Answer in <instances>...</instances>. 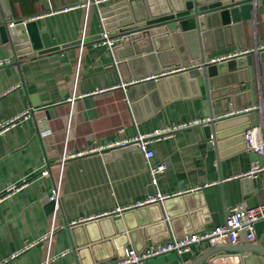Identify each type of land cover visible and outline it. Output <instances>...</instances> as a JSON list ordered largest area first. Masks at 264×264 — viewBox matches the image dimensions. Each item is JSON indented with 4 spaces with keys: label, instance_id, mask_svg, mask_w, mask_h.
I'll list each match as a JSON object with an SVG mask.
<instances>
[{
    "label": "crops",
    "instance_id": "obj_1",
    "mask_svg": "<svg viewBox=\"0 0 264 264\" xmlns=\"http://www.w3.org/2000/svg\"><path fill=\"white\" fill-rule=\"evenodd\" d=\"M114 1L93 3L86 8V0H9V18L0 1V26L6 20H35L44 46H59L78 40L83 32L86 37L108 33L103 30L98 8ZM172 30L174 34L157 35L156 40L148 37L125 43L119 50L126 58L125 65L119 67L111 50L120 40L113 46L101 39L45 54L35 51L32 57L17 60L11 41L4 38L0 29V60L8 61L0 66V193L26 180L24 186L0 201L1 264H100L124 247L137 245L144 249L176 235L189 234H185L188 230L212 229L223 224L237 204H264V170L242 175L254 161L264 166L263 154L245 147L208 163L205 124L193 123L209 118L204 113L203 96L185 95L146 115L171 90L130 101L127 86L119 85L192 66L191 48H197L194 35L180 27ZM207 44V62L241 50H250L247 54L253 57L247 72H238L237 78L243 80L232 85L235 90L230 102L224 98L232 91L230 87L226 92L218 90L216 97H223L214 107L217 111L213 116L253 109L248 120L236 124H263L264 61L258 59V50L264 48V0L254 2L250 19L217 30L209 35ZM182 88L188 87L182 83ZM97 89L104 90L95 93ZM193 89L196 91L195 85ZM73 92L80 96L71 103L68 98ZM143 98L146 99L139 103ZM227 105L230 109L222 111ZM26 110H31L27 117L1 127ZM154 130L166 133L150 142L154 155L149 160L133 147L68 158L62 173L58 211L53 217L44 198L56 186L65 150L77 152ZM162 161L168 167L158 174L156 185L152 184L147 166ZM44 168L49 169L47 175L41 174ZM155 192L175 194L167 204L171 213H167V218L173 222L166 236L157 237L163 229L150 223L147 211L137 212L138 207L130 208L135 209L130 212V226L141 225L132 238L129 231L121 234L113 224L122 213L100 216L136 204ZM89 215L99 216L79 222ZM256 227L254 242L241 232L237 243L217 245L264 250V222ZM154 236L158 239L154 240ZM212 246L201 241L191 251L167 252L142 264H211L209 258L203 257ZM77 250H81L82 262ZM246 254L264 260V253L259 251L226 250L215 264H238L235 259Z\"/></svg>",
    "mask_w": 264,
    "mask_h": 264
},
{
    "label": "water",
    "instance_id": "obj_2",
    "mask_svg": "<svg viewBox=\"0 0 264 264\" xmlns=\"http://www.w3.org/2000/svg\"><path fill=\"white\" fill-rule=\"evenodd\" d=\"M0 1L9 18L11 16L9 0ZM256 1L257 0H116L98 8L103 30L105 29L108 31L110 38L117 37L120 40L111 50L119 67L125 65L126 58L119 54L120 48L124 46L125 43L140 41L148 37H154L153 39L156 40L157 38L155 36L157 35L170 36L175 33V31L172 30L173 27H180L183 32L192 33L194 35L197 48H191L190 63H193L192 66L160 75L157 79L151 78L128 84L126 96L128 100L132 101L142 96H147V98L149 96L152 97L153 93H158V95H160L163 93L164 89H170L171 93L169 96L163 97L159 105L154 104L152 110L147 111L146 115H150L149 113H153L163 104L173 99L184 97L185 95L203 96V105L206 107L204 113L210 118L207 123H204L206 136L209 140L207 152V161L209 164L213 163L217 158H224L229 153L247 147L245 134L246 131L252 127V124L250 121H244V124H236V122L248 120L249 115L253 112V109H250L241 112H233L232 114H226L218 118L213 116L217 111L214 107L221 102V95L216 97L218 90L223 89L226 92L230 87L232 90L229 93L230 95L226 94L224 96L225 100L230 102L231 94L235 90L232 85L236 82L239 84L238 82L243 80L237 78L238 72H247V67L252 64L253 57L252 54H247L219 62H207L206 59L209 57L210 51L209 45L207 44L209 35L216 34L217 30L229 28L232 24L237 26L242 21L250 19L252 17V8ZM0 29L4 38L11 41L17 60L32 57L35 51H37L38 54H45L65 49L72 45H80L82 42L85 44L91 41L105 39L104 31H102L100 34L86 37L83 40L79 38L73 42L46 48L40 36V28L35 20H17L10 23L6 20L5 23L1 24ZM258 52V59L264 61V48L258 50ZM235 75L237 81H235ZM244 78L247 79L248 76ZM182 83H185L188 88L183 89ZM194 85L196 91L193 89ZM180 90L182 92H180ZM145 99L146 98H143L139 103ZM229 109L230 107L227 105L222 111H228ZM235 144L238 146H234ZM229 147L232 148L228 150ZM44 200L47 202L50 211L53 212L56 205L55 200L51 199L49 195L46 196ZM169 200L168 198L161 202H153L138 206L140 209L137 212L143 210L147 211L151 217L150 223H154L156 227L163 229L157 234L158 238L167 235L169 224L173 222L171 218H167V213L169 215L171 214L169 211L170 209H167ZM134 210L135 209L124 210L122 212V217L116 219L115 223L113 221V224L117 226L118 232L122 234L129 231L128 235L130 238H132V234L141 227V225L130 226L131 222L129 216L130 212ZM100 220H102V218ZM98 222L102 223V221ZM263 222L264 218L259 220L257 224ZM190 232H192V230H188L185 234ZM182 235L184 234L176 235V237H181ZM158 238L155 237L153 239L156 240ZM125 248L126 247L114 253L111 257L122 255ZM135 248L138 250L142 249V247L137 245ZM235 248L236 247L233 246L214 245L205 252L203 258H209L210 263L215 264V261L222 256L226 250L259 251L264 253V250L254 246ZM80 251L81 250H77L79 260L82 262ZM235 261L238 264H263L264 260L256 257L254 254H246L244 256H238Z\"/></svg>",
    "mask_w": 264,
    "mask_h": 264
},
{
    "label": "built area",
    "instance_id": "obj_3",
    "mask_svg": "<svg viewBox=\"0 0 264 264\" xmlns=\"http://www.w3.org/2000/svg\"><path fill=\"white\" fill-rule=\"evenodd\" d=\"M103 1H109V0H86V2L83 5H85L86 8H88L93 3H100ZM104 37H105L104 42L107 43L109 46H113L119 40V38L117 37L110 38L108 33L106 32H104ZM84 38H86L85 32H83L81 40H83ZM82 44L83 42L81 43V45ZM249 52L250 50H244V51L241 50V51H236L233 53H228L220 57L211 58L210 62H219L222 60H228L233 57H239L241 55H245ZM7 62H8L7 60L6 61L0 60V66L4 65ZM169 72L171 71L164 72L161 75H164ZM159 76H160L159 74H156V75L148 76L142 79L131 80L130 82H124L119 85L124 88L128 84L136 83L138 81L146 80L149 78L157 79ZM103 90L104 89H97L95 90V93L103 91ZM78 96L80 95H77L76 92H73L72 95L68 98V100L72 103L75 101V99ZM246 110L248 109L240 110V111H246ZM30 113H31V110H26L19 116H16L12 118L11 120H9L6 124H2L1 127L7 128L8 126L15 124L17 121H19L23 117H27ZM209 119L210 118H208V120L206 119L194 120L193 123H200V122L207 123ZM193 123L191 122V124ZM70 128H71V125L68 124L67 126L68 133L70 132ZM164 133H166L165 130H154L148 133H138L134 136L125 137L120 140L110 141L105 144L94 145L89 148H85L84 150L77 151V152H69L65 150L60 160V163H59L60 170H59L56 186L54 187V189L52 190L50 194V198L54 199L56 202L55 209L53 210V217L55 218L57 211H58V206H59L58 204H59L61 184H62V173H63L65 161L68 158L87 154V153L100 152L103 150L111 151L117 148L122 149V148L136 147L139 151H141L144 154L145 158L149 160L154 155V151L149 147L150 142L154 138L164 135ZM245 137H246L247 148L253 149L257 153L264 155V123L261 125H255L249 128L246 131ZM147 167L151 174V182L152 184L156 185L157 180H158L157 179L158 174L164 172L167 169L168 164L167 162L162 161L158 164H148ZM263 170H264V166L258 163L257 161H254L252 163V168L248 172L242 175H255ZM48 173H49L48 168H44L41 170L42 175H47ZM25 183H26V180H24L23 182L8 186L6 190H4V192L0 193V201L2 199H5L6 197L11 195L15 191L19 190L22 186L25 185ZM193 189H198V187L193 188ZM173 195L175 194L155 192L153 194H149L144 200H141L140 202H137L136 204L119 207V208H116L113 212H105V213L100 214V216L109 215L113 213L121 214L126 209L146 205V204L153 203V202H161L165 199L170 198ZM98 216L89 215V216L80 218L79 222H85L88 220H92ZM263 218H264V204H259L257 206H251V207H246L241 204H237L230 209L225 222L223 224L215 226L212 229L205 230V231H193L181 237H172L163 242H158L153 245H150L149 247L144 248L142 250H138L137 248L132 247V246L127 247L125 248V251L122 255L114 256L113 258L108 259L100 264H142L148 258H151L156 255L164 254L167 252L174 251V252H177L178 254H182L184 252L191 251L194 244L199 243L201 241H208L212 245L225 244V243H237L240 239L241 232H245L248 240L250 242H254L257 238L256 224L259 220ZM52 231H53V226H52V230L48 238L51 237ZM45 264H47V262H45Z\"/></svg>",
    "mask_w": 264,
    "mask_h": 264
}]
</instances>
